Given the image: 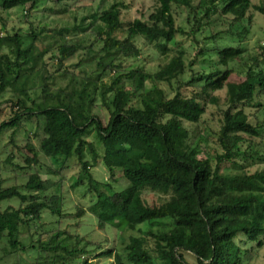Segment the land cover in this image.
<instances>
[{"label":"trees","instance_id":"16d2710c","mask_svg":"<svg viewBox=\"0 0 264 264\" xmlns=\"http://www.w3.org/2000/svg\"><path fill=\"white\" fill-rule=\"evenodd\" d=\"M40 1L0 0V10L26 5L33 9ZM156 1L158 5L147 20L136 18L125 29L119 20L96 29L104 55L97 61L91 88L83 84L81 89L60 87L56 93L49 92L51 76L39 67L42 61L46 64V50L37 51V32L32 31L28 38L19 32H0V92L17 93L15 105L20 108L0 128H13L11 142L23 154L18 167L36 168L24 184L0 188V204L5 199H19L17 207H0V240L8 242L6 254L32 248L45 264H80L82 257L81 264H88L86 255L92 241L80 231L88 212L101 231L112 227L120 237L128 229L138 232L118 248L103 249L102 243H95L100 255L114 256L116 264H188L184 251L195 255L196 264H250L251 250L236 239L243 236L262 244L264 170L248 172L242 166L232 170L230 163L239 157L264 162V144L260 142L264 138V39L259 41L257 53L250 54L252 65L245 78L230 81L229 77L233 71L230 64L241 58L252 33L250 10L264 13V6L253 0ZM184 11L179 23L176 15ZM93 17L96 19L97 13ZM123 30L125 37L119 35ZM199 32H206L205 46L187 61L177 37L200 42ZM136 36H143L161 54L176 53L155 71L138 65L121 69L115 62L120 56L140 55ZM221 36L227 39L223 47L215 45ZM79 47L78 43L59 45L60 61L74 56ZM195 64L200 69L185 77ZM37 68L41 99L28 105L29 92L35 88L29 83L30 75ZM108 69L110 79L105 81ZM113 69L116 72L111 76ZM160 82L176 85L175 92L168 94ZM185 84L192 88L191 95L182 91ZM224 88L227 108L221 111L219 128L213 130L220 151L210 156L203 145V133L194 134L188 124L202 125L208 104L218 102L214 93ZM98 100L109 112L107 121L94 112ZM37 116L44 119V137L53 142L47 152L58 165L54 172L70 167V158L81 167L74 186L87 187L90 205L79 207L74 215L64 213L60 178L42 173L50 168L40 158L41 150L45 152L44 140L41 150L14 140L16 130ZM90 134L102 151L87 139ZM101 160L109 180H98L90 170L91 164ZM120 178L129 184L116 188L112 181L117 183ZM150 192L163 201L150 203L145 196ZM44 209L74 221L73 226L69 230L51 227L49 230L56 229L48 241L39 239L36 247L33 241L27 246L20 236L33 223L44 228ZM164 219H171V229L154 232L144 228Z\"/></svg>","mask_w":264,"mask_h":264},{"label":"rangeland","instance_id":"374dc122","mask_svg":"<svg viewBox=\"0 0 264 264\" xmlns=\"http://www.w3.org/2000/svg\"><path fill=\"white\" fill-rule=\"evenodd\" d=\"M253 2L257 5L262 3L264 6V0H253ZM157 5L156 0H43L33 9H27L29 5H26V7L17 6L5 12L0 10V32L3 35L19 32L23 34L24 38H28L27 35L32 31L37 32V51L46 50L44 56L46 64L44 66L42 61L39 67L43 66L44 73L51 76L49 92L56 93L60 87H67L68 90H71L72 87L81 89L83 84H87L91 88L90 83L93 82L98 72L97 61L104 55V52H101L103 42L99 39L96 29L105 23H112L118 20L121 23V28L125 29L136 18L147 20L149 14L155 10ZM26 10H29V12ZM96 13L97 18L95 19L93 15ZM251 13L253 15L252 33L245 42L246 50L242 53L241 58L230 64V67L233 68L229 77L230 81L245 78L249 66L252 65V60L249 58L250 54L257 53L259 41L264 39V13L258 12L253 8L250 10ZM184 15L185 11L176 15L179 23H182ZM124 31H119L121 37L126 36ZM205 34L206 32L197 34V40L200 42L194 41L188 36L177 37L180 47L186 51L187 61L193 60L199 48L205 46ZM134 41L140 48V55L138 58L120 56L115 62L122 65L121 69H128L131 66L138 65L155 71L159 66H164L168 63L176 53V51H169L161 54L156 46L148 43L143 36H136ZM25 42L28 43L27 39ZM66 42L78 43L80 47L74 56L60 61L58 46ZM226 42L227 39L221 36L216 39L215 45L223 47ZM232 45L236 46L237 43L232 42ZM192 69L189 68L187 70L185 77L190 76L192 71L199 70L200 66L195 64ZM37 71L38 68L30 75L29 83L35 88L29 92L30 100L27 101L28 105H32V100L39 102L41 99V91L38 89L40 79ZM115 72V69L111 70L110 75H114ZM108 74L109 69L106 71L103 80L109 81L110 76ZM159 84L167 89L168 94H173L176 90V85L171 87L165 82H160ZM182 91L188 95L192 94V88L187 84L183 86ZM214 95L218 98V102L208 104L204 115L205 122L198 126L188 124L191 129L195 130L194 134L203 133V136H205L203 145L210 156L214 155L216 151H220L213 130L219 128L222 117L221 111L227 108V90L226 88L217 90ZM18 98V94L12 90L0 92V124L3 121H8L15 111L20 110L15 105ZM100 102L98 100L94 112L99 114L104 121H107L109 112L99 105ZM43 124L44 119L40 116L35 117L32 121L25 122V126L16 130L14 140L20 145H31L38 150H41L42 141L44 140L45 152L41 150L40 158L50 168L42 169V173L44 175L49 173L54 178H60L59 192L64 195V213L65 215H74L79 207L87 208L90 205V195L85 194L87 187L84 185L81 187L74 186L81 167L75 159L70 158L68 159L70 167L62 169L61 172H54V167L58 168V165L57 163H52L51 157H49L47 152L52 147L53 142H49L44 137ZM12 132L13 128H0V188L2 189L24 184L28 180V176L36 171V168L33 167L26 169L18 167L20 164L19 156H23V154L11 142ZM87 139L95 144L99 152L102 151V147L96 142L94 134H90ZM260 142L264 144V138ZM62 150L64 151V149ZM64 153L62 152V157ZM21 160H23V157L20 158ZM235 163H230L232 170H238L241 166L243 167L242 169L248 172L264 170V162L251 158L239 157ZM90 170L98 180H109L108 169L102 160L97 164H91ZM112 183H114L116 188H124L129 184V181L126 178H120L119 182L112 181ZM145 196L150 203L161 202L164 199L153 192L147 193ZM8 205L17 207L19 199L17 197L5 199L1 202L0 207L5 209ZM42 214L43 219L47 221L44 228L39 227L37 223H33L30 229L27 232L23 230L20 236L27 246L33 241L36 247L39 239L48 241L56 229L49 230L51 227L69 230L73 226L74 221L60 218L49 209H44ZM56 220L59 222H56ZM81 222L80 231L88 235L92 241V245L89 247L90 252L86 255V257L88 256V264H116L114 256H101L100 250L95 249V243H102L105 247L103 249L118 248V246L127 243L131 235L138 233L128 229L123 233V237H120L118 231L112 227H108L107 231H101L96 224V218L89 212L83 216ZM69 225L71 226L69 227ZM144 228L152 229L154 232L169 230L172 228V221L171 219H164L153 225L144 226ZM236 240L244 248L251 250L253 258L250 260V264H264V237L261 238V245L257 242L245 240L243 236L238 237ZM7 247V240H0V264H34L36 260V264H45V259L43 257L39 258V253L36 252V249L30 248L25 252L17 251L12 254H6L5 250ZM184 255L188 264H196V257L192 252L184 251ZM84 259L82 257L79 263L81 264Z\"/></svg>","mask_w":264,"mask_h":264}]
</instances>
